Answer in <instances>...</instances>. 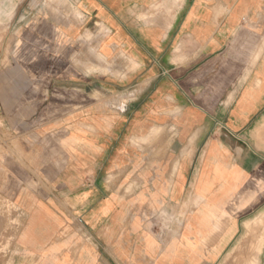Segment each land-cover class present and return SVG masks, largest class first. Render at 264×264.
Instances as JSON below:
<instances>
[{"label":"crops","instance_id":"crops-1","mask_svg":"<svg viewBox=\"0 0 264 264\" xmlns=\"http://www.w3.org/2000/svg\"><path fill=\"white\" fill-rule=\"evenodd\" d=\"M65 1L0 0L5 255L264 264V0Z\"/></svg>","mask_w":264,"mask_h":264},{"label":"rangeland","instance_id":"rangeland-1","mask_svg":"<svg viewBox=\"0 0 264 264\" xmlns=\"http://www.w3.org/2000/svg\"><path fill=\"white\" fill-rule=\"evenodd\" d=\"M51 2L48 1V4H50ZM66 5V1L65 0H53V12L54 13H62L64 14L65 12V7ZM15 30H17V28H15ZM11 36H13V34H11ZM91 36V34L89 35V37ZM12 38V37H11ZM90 39H92V36L90 37ZM14 40L11 39V43H13ZM91 41V40H90ZM91 50L93 51V56L96 59H100L102 61H105V64L108 67H113L114 66V57H108V58H104L103 56H101L100 54H98V49L97 46L95 44H91L90 45ZM78 58H80L79 56H75V62H80L79 60H77ZM1 123V121H0ZM17 205H15L14 201L11 199H6V198H2L0 196V212L1 215L0 217H2L5 221L4 225H5V229L8 228V225H10V232L8 233V231L4 232V239H2V236H0V264H17L14 262L13 256L12 255H5L8 251V249L12 250V245L15 241V232L12 231V227L13 226H17L18 224L21 223V216L20 211L16 210ZM257 212H255L254 214H251L250 217H254L255 214ZM13 225V226H12ZM14 227V228H15ZM262 233L261 231H255V232H249V238L251 240H256L257 239V235ZM15 251V248H13V252ZM254 264V263H251Z\"/></svg>","mask_w":264,"mask_h":264}]
</instances>
